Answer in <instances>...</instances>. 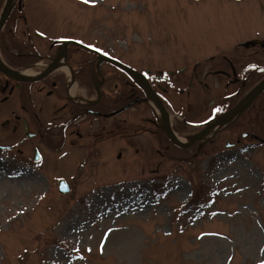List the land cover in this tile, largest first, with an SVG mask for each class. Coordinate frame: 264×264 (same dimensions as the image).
Returning a JSON list of instances; mask_svg holds the SVG:
<instances>
[{"label":"rangeland","instance_id":"rangeland-1","mask_svg":"<svg viewBox=\"0 0 264 264\" xmlns=\"http://www.w3.org/2000/svg\"><path fill=\"white\" fill-rule=\"evenodd\" d=\"M23 2L6 34L14 51L74 39L139 70L214 54L264 65V47H236L264 39V0ZM118 72L109 66L108 90ZM12 109L22 114L15 99L0 100V264H264V146L231 149L210 135L163 156L146 104L126 110L123 133L103 142L22 141ZM88 118L93 131L98 118Z\"/></svg>","mask_w":264,"mask_h":264},{"label":"flooded vegetation","instance_id":"flooded-vegetation-1","mask_svg":"<svg viewBox=\"0 0 264 264\" xmlns=\"http://www.w3.org/2000/svg\"><path fill=\"white\" fill-rule=\"evenodd\" d=\"M15 6L18 7V2ZM8 19L4 28L9 26ZM4 28L0 32V62L15 70L17 67L36 70L35 74L24 75L30 80L22 81L0 65V93L3 94L0 100L3 103L15 99L22 111V114H15V109L11 110L15 119L13 130L20 131L22 141L34 138L49 141L50 137H55L62 142L70 135L81 140L93 136L95 141L103 142L108 136L123 133L125 119L122 115L126 110L146 104L152 111L149 121L157 127L154 136L161 147L156 149L163 156L178 158L199 147L206 137L190 147H183L174 139L188 144L208 123H214L210 135L225 137L227 148L264 146V90L241 113L224 124L215 123L246 103L253 88L264 78V65H254L244 55L214 54L195 61L181 56L168 60L165 67L137 69L141 74L135 78L108 61L99 62V54L88 48L76 43L65 45L67 41H75L73 39L56 40L43 51L30 50L28 44L14 51L8 45L7 33L2 34ZM5 44L7 52L10 51L8 55L4 53ZM259 46L246 47L242 42L236 45L245 50ZM13 57L26 64L14 65ZM40 62L47 66L39 67ZM108 65L118 70L116 76L121 77L114 83L113 90L107 88ZM95 74L99 76L97 82ZM124 74L132 81H125ZM155 94L166 109V118L154 100ZM141 98L148 100L131 103ZM90 116L98 118L91 133L84 125ZM11 120L12 117L6 118L3 125L8 126ZM71 126L73 129L67 134ZM151 147L148 143L144 150ZM198 153L197 150L194 154Z\"/></svg>","mask_w":264,"mask_h":264},{"label":"water","instance_id":"water-1","mask_svg":"<svg viewBox=\"0 0 264 264\" xmlns=\"http://www.w3.org/2000/svg\"><path fill=\"white\" fill-rule=\"evenodd\" d=\"M17 2V0H5V3H4V6L2 8V11H1V15H0V32L1 30L4 28L5 24H6V21L15 5V3ZM22 6H23V2L22 0H18V8L19 9H22ZM69 43H76L78 45H81L85 48H88L90 50H93L95 51L96 53L99 54L100 56V60L99 62H103V61H108L114 65H116L117 67L121 68L122 70H124L126 73H128L129 75H131L132 77H139L140 76V72L138 70H136L135 68L109 56V55H106V54H103L101 52H98L97 50L95 49H92L88 46H85L79 42H76V41H67L65 42V45H68ZM244 46L246 47H250V46H255L257 44H260L261 46L264 47V39H259V38H256V39H252V40H246L242 43ZM0 65L3 67V69L13 75L15 78L19 79V80H30L29 78H27L26 76L22 75L19 73L18 70H15L11 67H8L6 66L5 64L1 63L0 62ZM264 90V78L253 88L251 94H250V97L249 99L247 100L246 103H244L243 105H239L237 108L236 111L234 112H230V113H227L226 115H224L221 119L217 120L215 123L218 124V125H221V124H224L225 121H228V119H230L233 115H237L239 113H241L253 100L254 98L259 95L262 91ZM154 100L156 99L157 100V104L159 106V109L162 111L163 115H164V118H166V109L164 108V105L160 99V97L155 94L154 96ZM143 101V100H148L147 98H141V99H137V100H134L132 101L131 103H135L136 101ZM127 107V106H126ZM125 107V108H126ZM167 120V119H166ZM167 123V121H166ZM214 127V123H208V125L206 126V128L204 130H202L201 132H199L195 137L192 138V140L189 141L188 144H183V143H180L179 141H177L176 139H174V141L178 144H180L181 146L183 147H190L194 142H196L197 140L201 139V138H204L206 133L212 128ZM230 144H228L229 146ZM41 158L40 156V152L39 150H36L35 151V157H34V160L36 161H39ZM71 189L70 187V184L64 180V179H61L59 181V190L61 193H67L69 192Z\"/></svg>","mask_w":264,"mask_h":264},{"label":"trees","instance_id":"trees-1","mask_svg":"<svg viewBox=\"0 0 264 264\" xmlns=\"http://www.w3.org/2000/svg\"><path fill=\"white\" fill-rule=\"evenodd\" d=\"M3 1L4 0H0V4H2L3 3ZM21 12H22V10H19V8L17 7V6H15L13 9H12V12H11V16H10V18L8 19V22H12L11 20H12V18H14L15 16H19L20 14H21ZM16 19H17V17H16ZM14 24V23H13ZM8 25V24H7ZM11 31H10V29L8 28V26H6L5 28H4V30L2 31V34L4 33H10ZM3 34V35H4ZM9 50V49H8ZM7 50V46H6V44L4 45V53L5 54H10V51H9V53L7 52L8 51ZM14 58V57H13ZM13 62V64L14 65H16V66H18V65H25L26 63H24V64H22V62L21 61H18V60H15V58H14V60L12 61Z\"/></svg>","mask_w":264,"mask_h":264},{"label":"bare ground","instance_id":"bare-ground-1","mask_svg":"<svg viewBox=\"0 0 264 264\" xmlns=\"http://www.w3.org/2000/svg\"><path fill=\"white\" fill-rule=\"evenodd\" d=\"M39 67H46L47 65L43 64L42 62L38 63L37 64ZM20 74L22 75H32V74H35L36 73V70H32V69H24V70H20L19 71ZM212 132V130H209L207 133H206V136H209L210 133Z\"/></svg>","mask_w":264,"mask_h":264},{"label":"snow or ice","instance_id":"snow-or-ice-1","mask_svg":"<svg viewBox=\"0 0 264 264\" xmlns=\"http://www.w3.org/2000/svg\"><path fill=\"white\" fill-rule=\"evenodd\" d=\"M85 3L94 2V0H84Z\"/></svg>","mask_w":264,"mask_h":264}]
</instances>
